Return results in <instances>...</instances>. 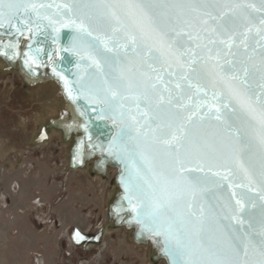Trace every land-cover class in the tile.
<instances>
[{"label": "snow or ice", "instance_id": "snow-or-ice-1", "mask_svg": "<svg viewBox=\"0 0 264 264\" xmlns=\"http://www.w3.org/2000/svg\"><path fill=\"white\" fill-rule=\"evenodd\" d=\"M53 7V43L72 29L63 50L102 87L74 96L53 72L116 127L106 151L132 157L121 181L141 231L163 238L171 264H264V0H0V27L20 32L19 16ZM225 187L217 212L206 197Z\"/></svg>", "mask_w": 264, "mask_h": 264}, {"label": "water", "instance_id": "water-1", "mask_svg": "<svg viewBox=\"0 0 264 264\" xmlns=\"http://www.w3.org/2000/svg\"><path fill=\"white\" fill-rule=\"evenodd\" d=\"M36 4L60 3L61 0H28ZM240 3L247 0H238ZM40 19L34 13L19 16L13 22L20 27L17 32L14 28L5 24L0 27V73H12L21 81L22 91L26 94L47 96L45 110L38 114L29 133L30 142L34 145H44L50 140L62 148L64 172L83 173L89 179L97 180L102 186H106L104 216L101 224L86 229L77 225L72 226L69 240L74 246L86 250L88 247H98L104 242L105 237L113 238L115 234L122 232L127 240L138 248L146 250L148 264H171V259L164 251L163 238L153 237L147 232L141 231V225L134 219L129 204L125 197V187L121 176L128 174L129 160L132 157L125 156L124 161L109 155L106 151L109 141L112 140L116 127L110 119H100L99 112L92 111V105L80 96L78 99L69 97L64 81L53 72H61L67 78L68 86L73 95L90 89L102 87V77L94 69L88 68V61H79L72 52L64 51L68 47L72 29H60L56 43H53L51 26L44 16L53 15L55 8L39 9ZM59 19V17H54ZM27 19L33 31L20 23ZM37 26L40 31L37 32ZM195 34V30H193ZM8 44H17L16 49L5 47ZM188 46L194 47V44ZM20 54L13 56V52ZM7 53V55H5ZM25 53L35 57L37 64L32 68L25 65ZM58 53V54H57ZM202 54L201 49H197ZM51 56V61L49 60ZM103 59V57H99ZM80 67L77 68V64ZM147 71V69H142ZM108 72L107 68L105 69ZM190 94L192 90L186 89ZM45 101V102H46ZM127 109H135L131 100L125 101ZM143 106V105H142ZM84 112V115H81ZM166 119V117H165ZM135 135V133H133ZM90 138V139H89ZM142 139V137H137ZM135 141L130 142V147ZM209 193L206 199L212 203L217 212H227L224 203L228 200V190L216 193L219 201L212 199ZM199 198L194 203V209L198 208ZM79 232L83 239H78Z\"/></svg>", "mask_w": 264, "mask_h": 264}, {"label": "rangeland", "instance_id": "rangeland-1", "mask_svg": "<svg viewBox=\"0 0 264 264\" xmlns=\"http://www.w3.org/2000/svg\"><path fill=\"white\" fill-rule=\"evenodd\" d=\"M21 87L14 74L0 73V264H144L146 250L122 241V232L88 252L72 245L68 230L79 215L85 228L101 224L107 184L64 172L54 141L30 142L47 101ZM95 196L103 197L99 208L82 204Z\"/></svg>", "mask_w": 264, "mask_h": 264}, {"label": "crops", "instance_id": "crops-1", "mask_svg": "<svg viewBox=\"0 0 264 264\" xmlns=\"http://www.w3.org/2000/svg\"><path fill=\"white\" fill-rule=\"evenodd\" d=\"M94 200L95 201H83L82 202V204H87L88 202H93V204H94V206L96 207V208H99V206L101 205V203H102V200H103V197L101 196V202H100V198H98V196H95V198H94ZM82 218V216H78L77 217V219H75L76 221L74 222L75 224H79L80 226H82V220L80 221V219Z\"/></svg>", "mask_w": 264, "mask_h": 264}, {"label": "flooded vegetation", "instance_id": "flooded-vegetation-1", "mask_svg": "<svg viewBox=\"0 0 264 264\" xmlns=\"http://www.w3.org/2000/svg\"><path fill=\"white\" fill-rule=\"evenodd\" d=\"M74 225H76V224H74ZM74 225H72V226H74ZM72 226H70V228H69V230H68V233L71 231ZM89 227H93V226L90 225ZM89 227H87V228H89ZM76 247H77L78 251H80V252H88L91 248H94V247H88L86 250H84V249L79 248L78 246H76ZM134 249H137V247H134ZM144 250H145V249H144ZM132 263H133V262H131V264H132ZM144 264H148L146 260H145V263H144Z\"/></svg>", "mask_w": 264, "mask_h": 264}, {"label": "bare ground", "instance_id": "bare-ground-1", "mask_svg": "<svg viewBox=\"0 0 264 264\" xmlns=\"http://www.w3.org/2000/svg\"><path fill=\"white\" fill-rule=\"evenodd\" d=\"M44 97H45V100H48L47 96L44 95ZM43 99H44V98H43ZM76 173H77V172H76ZM96 181H97V180H96ZM75 221H76V220H75ZM76 225L79 226L80 228L86 229L84 224H82V226H80L79 224H76ZM122 236H123L122 239H121L122 241L125 240V239L127 238L125 234L122 235ZM97 253H98V252H97ZM144 255H145V254H144ZM38 258H40V257H38ZM38 260H39V259H38ZM39 261H40V260H39Z\"/></svg>", "mask_w": 264, "mask_h": 264}]
</instances>
